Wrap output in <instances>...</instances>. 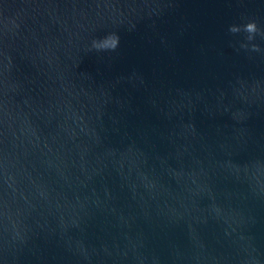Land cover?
Masks as SVG:
<instances>
[{"label": "water", "instance_id": "1", "mask_svg": "<svg viewBox=\"0 0 264 264\" xmlns=\"http://www.w3.org/2000/svg\"><path fill=\"white\" fill-rule=\"evenodd\" d=\"M248 20L264 0H0V264H264Z\"/></svg>", "mask_w": 264, "mask_h": 264}, {"label": "clouds", "instance_id": "2", "mask_svg": "<svg viewBox=\"0 0 264 264\" xmlns=\"http://www.w3.org/2000/svg\"><path fill=\"white\" fill-rule=\"evenodd\" d=\"M228 31L231 34L245 33V42L240 43V48L248 49L253 52L261 51L260 47L256 43H251L259 35L261 38H264V30L258 27V24L255 20H248V22L237 25L232 24L229 26ZM119 45V36L116 34H109L105 37L94 39L92 41V48L97 51L104 50H115Z\"/></svg>", "mask_w": 264, "mask_h": 264}]
</instances>
